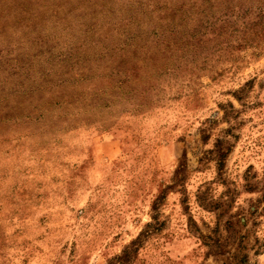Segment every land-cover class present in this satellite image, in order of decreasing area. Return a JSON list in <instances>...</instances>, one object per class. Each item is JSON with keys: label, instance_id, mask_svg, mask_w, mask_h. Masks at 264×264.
Wrapping results in <instances>:
<instances>
[{"label": "rangeland", "instance_id": "obj_1", "mask_svg": "<svg viewBox=\"0 0 264 264\" xmlns=\"http://www.w3.org/2000/svg\"><path fill=\"white\" fill-rule=\"evenodd\" d=\"M0 264H264V0H0Z\"/></svg>", "mask_w": 264, "mask_h": 264}]
</instances>
